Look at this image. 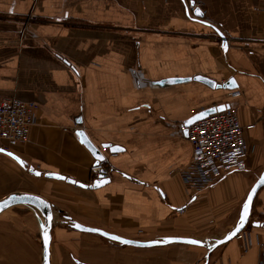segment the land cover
<instances>
[{
	"label": "crops",
	"instance_id": "crops-1",
	"mask_svg": "<svg viewBox=\"0 0 264 264\" xmlns=\"http://www.w3.org/2000/svg\"><path fill=\"white\" fill-rule=\"evenodd\" d=\"M199 76L215 84L194 79ZM171 77L190 80L153 85ZM230 78L236 87L217 86ZM0 94L37 105L28 141L0 139V147L41 174L0 152V199L33 193L57 207L50 264H128V252L137 256L134 247H116L66 226L63 213L136 239L193 236L213 215L216 224L228 226L223 236L264 172L263 0H0ZM220 105L236 106L243 125L255 124L244 133L245 169L226 174L208 190L188 193L180 178L170 175L191 158L180 126ZM79 131L100 153L108 146L107 165L114 173L100 188L44 176L56 172L91 183L96 158ZM49 185L63 187L73 207L95 217L55 202L67 201L48 194ZM37 213L21 204L0 212V264H42ZM251 217L264 221V186ZM258 239L264 240V228L249 223L211 251L207 264H257ZM247 240L251 246L243 252ZM183 248L150 261L199 264L204 259V264L205 249Z\"/></svg>",
	"mask_w": 264,
	"mask_h": 264
},
{
	"label": "built area",
	"instance_id": "built-area-1",
	"mask_svg": "<svg viewBox=\"0 0 264 264\" xmlns=\"http://www.w3.org/2000/svg\"><path fill=\"white\" fill-rule=\"evenodd\" d=\"M264 3V0H263ZM34 16L29 17L33 19ZM237 93V92H235ZM37 105L15 96L0 94V139L25 143L30 128L36 121ZM254 123L243 125L238 116V108L228 105L192 122L182 124L180 130L191 145V158L187 164L178 167L176 173L188 193L208 190L226 174L245 169L249 146L245 130ZM108 148H102V159L94 161L90 167L93 174L91 183L104 178L110 179L107 169ZM171 171L170 173H172ZM185 207L178 208L183 212ZM259 258L257 264H264V240L258 239ZM250 240L242 244L243 252L250 248Z\"/></svg>",
	"mask_w": 264,
	"mask_h": 264
},
{
	"label": "water",
	"instance_id": "water-1",
	"mask_svg": "<svg viewBox=\"0 0 264 264\" xmlns=\"http://www.w3.org/2000/svg\"><path fill=\"white\" fill-rule=\"evenodd\" d=\"M191 5H194V1L190 2ZM193 13L199 17H202V13L199 8L193 9ZM194 79L199 80L203 83H206L208 85H213L215 84L214 81L206 78V77H194ZM190 80V78H184V77H171V78H166L158 81H153V85L156 86H167L173 83H179V82H185ZM217 86L223 87V88H228L232 89L236 87V83L234 82L233 78H230L228 81H226L223 84H218ZM228 105H220L216 107H210L207 109H204L200 112L195 113L193 116H191L188 120L186 125L191 124L192 122L208 115L209 113H212L214 111H219L227 107ZM78 134L81 137L82 142L89 147V149L94 153V156L96 160L102 159V153L99 151L95 150L90 141L86 138L83 132L79 131ZM103 147H107V145H104ZM111 150V149H110ZM0 152L6 153L10 157H12L20 167L23 169H27L30 173L33 175H40L41 172L32 166H29L22 158H20L18 155L14 154L11 151L5 150L0 147ZM45 177L48 178H54V179H59V180H64L67 183L74 184L78 187L82 188H90V189H96L104 186L107 184L110 179L109 178H104L101 180H95L93 181L92 184H87V183H82L79 181H76L70 177H66L65 175L56 173V172H45L44 173ZM264 186V172L261 173L255 182L251 185L250 189L248 190L244 201L242 202L239 216L237 219L236 224L229 230L227 231L223 236H214L208 237V238H201L197 236H162L154 239H149V240H142V239H136V238H129L125 236L118 235L113 232H109L107 230H104L102 228L98 227H93V226H88L81 224L80 222L74 220L70 215L63 213L62 217L66 225L72 227L73 229L81 232H88L92 234H96L102 238L107 239L110 242L117 243L119 245L123 246H129V247H135V248H159L161 246L167 245V244H186V245H193V246H199V247H204L206 249L205 253V262L204 264L208 263L209 260V253L213 251L216 247L227 243L231 239L237 237L241 231H243L246 226L250 223L252 226L255 227H262L264 228V221L260 220H255L252 221L251 217V210L253 206L254 199L258 193V191ZM248 204V210H247V215H244V205ZM27 205L29 207L34 208L38 213V222H39V227H40V235L42 239V264H50L49 261V246H50V230L52 227V221H53V212H55L56 208L54 204L50 203L48 200H46L44 197L33 194V193H12L2 199H0V212L3 210L14 206V205ZM62 211V210H58ZM242 216L244 217L243 219ZM192 241H196L197 243H192ZM77 261V260H76Z\"/></svg>",
	"mask_w": 264,
	"mask_h": 264
},
{
	"label": "rangeland",
	"instance_id": "rangeland-1",
	"mask_svg": "<svg viewBox=\"0 0 264 264\" xmlns=\"http://www.w3.org/2000/svg\"><path fill=\"white\" fill-rule=\"evenodd\" d=\"M109 168L108 172L110 173V180H112L113 178V173L114 171L112 169H110L111 167H109L107 165V169ZM170 175H177L178 174L176 173V171H173L172 173H170ZM120 176L124 177L122 174H120ZM179 177V176H178ZM181 180V179H180ZM48 189H49V192L48 194H57L58 196L61 195L60 197L65 199L67 202L65 203L64 201H55L57 203H60V204H64V205H67V206H72L73 209L77 210L80 214H84L87 215V216H90V217H95V215L93 214V212L91 211H88V210H81L79 207H73L75 206L74 203L71 201V198H68L69 196L67 195V192L64 190L63 187L61 186H55V185H49L48 186ZM45 192V191H43ZM47 194V193H46ZM76 196H79L76 194ZM64 202V203H62ZM69 204V205H68ZM83 212V213H82ZM216 216H211L210 218H208V222H204L203 224H199L197 229H198V232L196 233V235H193V236H197V237H201V238H208V237H214V236H221L222 233L225 232V230L227 229L228 226H222L221 224H216V220H214L213 218H215ZM255 220H261L259 218H254ZM263 221V220H261ZM68 226V225H66ZM196 229V231H197ZM138 233L140 234V231H138ZM143 239L142 240H149V239H146L145 237H142ZM102 240L106 241V243H109V244H113L114 246H118V247H122L123 245H119L117 243H113V242H110L108 241L107 239L105 238H101ZM184 246H186V244H167V245H164V246H161L159 248H152V249H148V248H130V250H136L137 251V256L135 253H133L132 251L131 252H128V255H127V261H128V264H152V262L150 261L151 258H158V257H167L168 255H171V254H176V252H180V251H183L184 250ZM190 246H193V245H190ZM196 247H199V246H196ZM203 250L205 249L204 247H201ZM206 250V249H205ZM142 253H145V255H143ZM147 253V254H146ZM138 254L140 257H138ZM122 256H126V255H122ZM142 256V257H141ZM123 261H125V259H122ZM203 260L204 259H200V263H203Z\"/></svg>",
	"mask_w": 264,
	"mask_h": 264
},
{
	"label": "snow or ice",
	"instance_id": "snow-or-ice-1",
	"mask_svg": "<svg viewBox=\"0 0 264 264\" xmlns=\"http://www.w3.org/2000/svg\"><path fill=\"white\" fill-rule=\"evenodd\" d=\"M247 210H248V204L246 203L245 205H244V215L246 216L247 215ZM244 217L242 216V218L241 219H243ZM192 243H197L196 241H192Z\"/></svg>",
	"mask_w": 264,
	"mask_h": 264
}]
</instances>
